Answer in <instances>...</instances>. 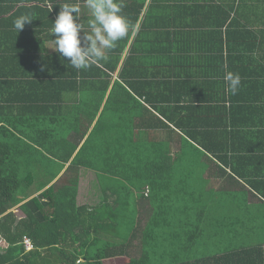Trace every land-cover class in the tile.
<instances>
[{"label":"trees","instance_id":"obj_1","mask_svg":"<svg viewBox=\"0 0 264 264\" xmlns=\"http://www.w3.org/2000/svg\"><path fill=\"white\" fill-rule=\"evenodd\" d=\"M261 4L260 14L253 1L251 11L264 25ZM32 27L17 60L22 78L14 80L22 84V106L0 111V264H106L119 257L127 258L122 264H264V239L253 238L264 233L257 227L250 232L253 217L234 215L239 203L168 196L190 191H169L172 158L149 148L140 153L148 140L131 137L137 118L136 129L154 125L142 123L143 112L151 113L127 90L125 71L115 80L111 75L120 51L112 62L77 70L68 58L43 52L37 31L42 25L25 23L21 32ZM125 44L124 38L116 51ZM157 162L165 169L157 171ZM80 170L99 182V200L91 185L85 187L90 197L79 203ZM14 207L23 217L15 216ZM151 210L141 226L137 219ZM24 236L32 241L29 251ZM215 238L222 240L221 249L190 255L191 245Z\"/></svg>","mask_w":264,"mask_h":264},{"label":"crops","instance_id":"obj_2","mask_svg":"<svg viewBox=\"0 0 264 264\" xmlns=\"http://www.w3.org/2000/svg\"><path fill=\"white\" fill-rule=\"evenodd\" d=\"M252 1L255 14H260L263 0H124L123 14L132 27L125 49L116 51V46L107 59L112 62L120 51L111 75L116 79L125 63L127 90L151 113L143 112L142 123L153 129H136L137 118L131 133L134 139L148 140L140 153L147 148L153 154L167 153L173 160L169 191L177 187L190 191L168 196L239 203L235 211L232 208L234 215L243 220L253 217L250 232L257 227L264 233V25L253 17ZM65 2L80 3L79 15L87 29L92 17L82 0H0L3 113L22 106L17 93L22 84L14 82L23 75L17 60L22 42L34 35V27L30 33L17 31L13 21L28 15L42 25L38 36L44 40L43 52L49 54L53 51L49 40L55 39L49 29ZM226 72L241 78L235 95L226 91ZM154 167L160 172L165 163ZM186 182L204 187L193 190ZM88 197L82 196V202Z\"/></svg>","mask_w":264,"mask_h":264},{"label":"clouds","instance_id":"obj_3","mask_svg":"<svg viewBox=\"0 0 264 264\" xmlns=\"http://www.w3.org/2000/svg\"><path fill=\"white\" fill-rule=\"evenodd\" d=\"M91 13L92 19L84 28L81 22L80 3H62L59 12L49 29V43L58 58L63 61L68 58V65L85 70L100 64L107 59V54L113 50L119 41L124 39L132 27L123 14L124 0H82ZM53 9L49 4V11ZM75 14V15H73ZM28 15H21L13 21L17 31L23 29L25 23L31 22ZM226 91L235 95L241 83L238 74L226 72L224 76Z\"/></svg>","mask_w":264,"mask_h":264},{"label":"rangeland","instance_id":"obj_4","mask_svg":"<svg viewBox=\"0 0 264 264\" xmlns=\"http://www.w3.org/2000/svg\"><path fill=\"white\" fill-rule=\"evenodd\" d=\"M124 68H125V64H124ZM124 68L123 69L121 68L120 71L124 70ZM182 160H183L184 163L187 162L185 159H182ZM185 165H187V163H185ZM52 166H50V167H52ZM54 166H58V165L57 164H54ZM84 172L86 173L85 170H80L79 185L80 184L81 185H80V202L79 203H82V196L83 197H86L88 195L87 190H86L85 187L89 188L91 185H92L91 192H93V194L96 196V199L99 200L101 198V193H100L99 190H97L96 188H94V186L97 185V184H99V182L97 180L95 181L94 179H89L88 177H87L88 179H86V176L84 175ZM31 181H32V179H31ZM86 181H87V183L89 185L86 184ZM33 185H34V182H33ZM186 186H189L193 190H197L196 187H204V185L197 186L194 183H190V185H189L187 182H186ZM208 187H209V185H208ZM33 190H34V188L30 189V191L28 192V194H32ZM206 191H208V189ZM202 192L203 191H198L197 193H202ZM233 204L235 205L236 203H233ZM151 205H152V210H153L154 209V205L153 204H151ZM152 210L150 212L149 211H146L145 214H142V216L139 218L140 220L137 219V222L139 221L140 222L139 224L141 226H144L146 224L148 218L152 214ZM12 212L15 214V216L17 218L23 217L21 211L17 207H15L14 211H12ZM165 214L166 213H164V215ZM164 215H161V216H164ZM260 231H262V228H260ZM259 235L260 234H257V235H255L253 237L255 239V241H257V239H261V240L264 239V235H263V237H261ZM0 244L2 246L3 245V242H1ZM222 245H223L222 240H220L218 238H215V240L214 241H211V242L194 243L193 245H191L190 255H196L197 253H200L199 251H201L202 254H203V252H205L206 247L208 249H210V250L217 251L218 249H221V246ZM126 261H127V258H125V257H119V258H116V259H112L110 262H107L106 264H122V263H124ZM154 261L156 263L158 262L157 260H154Z\"/></svg>","mask_w":264,"mask_h":264},{"label":"built area","instance_id":"obj_5","mask_svg":"<svg viewBox=\"0 0 264 264\" xmlns=\"http://www.w3.org/2000/svg\"><path fill=\"white\" fill-rule=\"evenodd\" d=\"M22 243H23V246L25 248L26 251H29L33 248V244H32V241L29 237L27 236H24L23 239H22Z\"/></svg>","mask_w":264,"mask_h":264}]
</instances>
